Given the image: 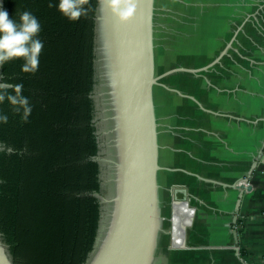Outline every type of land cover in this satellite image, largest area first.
I'll list each match as a JSON object with an SVG mask.
<instances>
[{
    "label": "trees",
    "instance_id": "16d2710c",
    "mask_svg": "<svg viewBox=\"0 0 264 264\" xmlns=\"http://www.w3.org/2000/svg\"><path fill=\"white\" fill-rule=\"evenodd\" d=\"M50 0H3L9 15L30 10L44 48L38 71L20 60L0 67V235L14 264H85L101 219V164L94 100L95 13L71 22ZM55 5L58 0H51ZM27 97L24 120L8 96Z\"/></svg>",
    "mask_w": 264,
    "mask_h": 264
},
{
    "label": "crops",
    "instance_id": "0c3cea01",
    "mask_svg": "<svg viewBox=\"0 0 264 264\" xmlns=\"http://www.w3.org/2000/svg\"><path fill=\"white\" fill-rule=\"evenodd\" d=\"M223 3V41H233L228 60H237V66L232 71H205L211 82L204 75L202 94L156 87L184 100L193 112L190 126L179 124L172 136L173 168L166 161L168 125L159 122L157 112L159 162L164 168L159 178L161 184L162 173L179 175V183L166 187L169 204L186 197L195 209L193 216L185 207L172 214L173 239L179 245L186 240L193 259H205L206 264H264V0ZM235 17L236 25L231 21ZM252 17L258 22L247 26ZM177 68L183 71L173 74L200 72ZM163 79L160 82L169 88Z\"/></svg>",
    "mask_w": 264,
    "mask_h": 264
},
{
    "label": "water",
    "instance_id": "95a60500",
    "mask_svg": "<svg viewBox=\"0 0 264 264\" xmlns=\"http://www.w3.org/2000/svg\"><path fill=\"white\" fill-rule=\"evenodd\" d=\"M0 4L3 6V0ZM155 4L156 0L97 3L96 84L91 96L96 126L99 107L104 105L110 114L115 194L100 201L99 230L85 264H154L164 230L159 178L164 168L159 162L155 90L162 85L173 91L160 80L183 69H170L159 75L155 72ZM98 132L105 133L96 131L99 141ZM188 204L186 197L171 199L170 211L173 214L185 207L193 216L195 209ZM0 264H14L1 235Z\"/></svg>",
    "mask_w": 264,
    "mask_h": 264
},
{
    "label": "rangeland",
    "instance_id": "374dc122",
    "mask_svg": "<svg viewBox=\"0 0 264 264\" xmlns=\"http://www.w3.org/2000/svg\"><path fill=\"white\" fill-rule=\"evenodd\" d=\"M223 1L157 0L155 11L156 74L158 75L162 71L183 66L196 70L199 69L200 72L196 73L202 75H167L163 79L167 86L188 94H202V87L206 82L204 75L208 73L206 72L205 74V71H232V69L236 68L237 60H228L230 57L228 54L231 55L233 52V41H223L224 19L226 18L222 14L224 9ZM233 19L231 21L236 25V17ZM252 19L253 21L246 20V22L248 21L247 26L250 24L254 25L258 22V19L254 17ZM194 26H199V30L195 29ZM236 32H234L235 35L237 34ZM228 34H232V29H230ZM206 77L211 82V78H208V75ZM155 104L159 114V122H165L168 125L166 130L171 137L167 139L170 154H166V161L170 163L169 167L173 168V147L175 146V141L172 136L176 130L175 128L179 124L190 126V117L193 112L191 114L190 105L184 100L160 88L155 90ZM97 113V118H101L100 122L102 128L104 127L105 133L102 135L98 132L100 134L99 141L101 142V150L96 157V160L102 166V189L99 194L95 195L102 202L103 199H110L115 194L113 182L115 171L111 163V161H115V151L112 141L113 134L108 132L111 129V122L108 120L110 114L104 105L99 107ZM185 136L190 137L189 133H186ZM179 178L180 176L175 173L165 172L161 174V185L164 186L165 191L163 193L162 187L163 196L161 199L163 201L161 200V205L163 208L162 222L164 230L161 235L154 264H206L205 259L196 261L192 258V254L189 252L190 250L186 249L189 246L186 240L179 245L173 239V216L169 207L170 197L167 188L171 183H179ZM178 197H182V194H178ZM190 226L191 224L186 227V230Z\"/></svg>",
    "mask_w": 264,
    "mask_h": 264
},
{
    "label": "clouds",
    "instance_id": "9594fccd",
    "mask_svg": "<svg viewBox=\"0 0 264 264\" xmlns=\"http://www.w3.org/2000/svg\"><path fill=\"white\" fill-rule=\"evenodd\" d=\"M90 0H58L55 5L49 2V7L55 6L63 17L71 22H77L88 15ZM42 25L38 17L30 10L18 11L15 16L0 4V67L15 60L22 61L21 69L25 73L34 74L38 71L40 55L44 42L40 39ZM22 85L16 86L17 95L8 96L12 105H19L17 111H22L25 121L32 113V106L27 97L20 95ZM5 96L0 91V103ZM7 115L0 114V123H7Z\"/></svg>",
    "mask_w": 264,
    "mask_h": 264
},
{
    "label": "flooded vegetation",
    "instance_id": "af4514ba",
    "mask_svg": "<svg viewBox=\"0 0 264 264\" xmlns=\"http://www.w3.org/2000/svg\"><path fill=\"white\" fill-rule=\"evenodd\" d=\"M101 118H99V123L97 124V127L100 128L99 130H101L102 132H104V127L102 128V124H101ZM111 129H112V124H111ZM111 129H110V132H111ZM112 133V132H111Z\"/></svg>",
    "mask_w": 264,
    "mask_h": 264
}]
</instances>
